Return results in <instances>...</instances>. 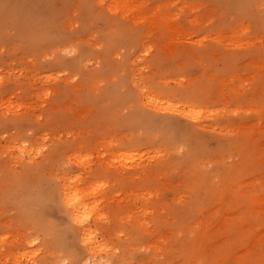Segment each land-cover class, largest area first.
<instances>
[{"label": "rangeland", "instance_id": "374dc122", "mask_svg": "<svg viewBox=\"0 0 264 264\" xmlns=\"http://www.w3.org/2000/svg\"><path fill=\"white\" fill-rule=\"evenodd\" d=\"M0 264H264V0H0Z\"/></svg>", "mask_w": 264, "mask_h": 264}, {"label": "bare ground", "instance_id": "6f19581e", "mask_svg": "<svg viewBox=\"0 0 264 264\" xmlns=\"http://www.w3.org/2000/svg\"><path fill=\"white\" fill-rule=\"evenodd\" d=\"M65 190H67V189H65ZM64 199L66 200L65 201V203L68 205V206H70V208H71V216H72V218L74 219V221L77 223L78 221H79V219H80V217H79V213H82L83 212V214H87L86 213V211L84 210L85 209V207H86V205L85 204H83V202L82 201H80L81 199L79 198V196L77 195V194H71V192H69V191H66L65 192V197H64ZM64 202V201H63ZM83 218H84V216H83ZM81 223H82V221H81ZM84 233V232H83ZM88 233H86V235H85V233H84V237H86V236H88V238H89V234L87 235ZM82 238V237H81ZM87 238V237H86ZM85 240L86 239H84V242H85ZM88 240V239H87ZM90 244V243H89Z\"/></svg>", "mask_w": 264, "mask_h": 264}]
</instances>
